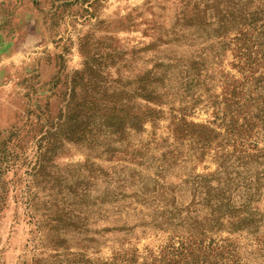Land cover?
Masks as SVG:
<instances>
[{
    "label": "rangeland",
    "instance_id": "374dc122",
    "mask_svg": "<svg viewBox=\"0 0 264 264\" xmlns=\"http://www.w3.org/2000/svg\"><path fill=\"white\" fill-rule=\"evenodd\" d=\"M0 264H264V0H0Z\"/></svg>",
    "mask_w": 264,
    "mask_h": 264
}]
</instances>
